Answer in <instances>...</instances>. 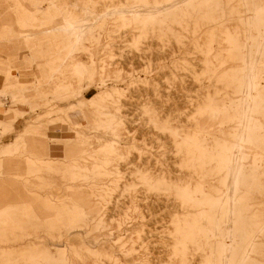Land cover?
Returning a JSON list of instances; mask_svg holds the SVG:
<instances>
[{
    "label": "rangeland",
    "instance_id": "rangeland-1",
    "mask_svg": "<svg viewBox=\"0 0 264 264\" xmlns=\"http://www.w3.org/2000/svg\"><path fill=\"white\" fill-rule=\"evenodd\" d=\"M174 1L0 0V264H264V0Z\"/></svg>",
    "mask_w": 264,
    "mask_h": 264
},
{
    "label": "bare ground",
    "instance_id": "bare-ground-1",
    "mask_svg": "<svg viewBox=\"0 0 264 264\" xmlns=\"http://www.w3.org/2000/svg\"><path fill=\"white\" fill-rule=\"evenodd\" d=\"M184 1H186V0H176V1L168 4L165 7L155 8V11L156 12H161V11L168 10L170 8L176 7L178 4H180V3L184 2ZM65 28H66L65 26H60L58 29L55 30V32H60L61 30H64ZM251 83H252V77L248 75V84H251ZM235 177H236V170L232 166L231 173H230V179H231L232 182L235 180Z\"/></svg>",
    "mask_w": 264,
    "mask_h": 264
}]
</instances>
